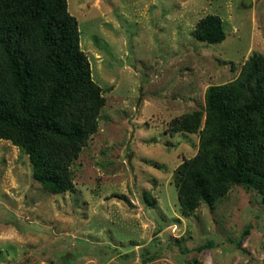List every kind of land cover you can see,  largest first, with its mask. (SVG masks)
<instances>
[{
    "label": "rangeland",
    "instance_id": "rangeland-1",
    "mask_svg": "<svg viewBox=\"0 0 264 264\" xmlns=\"http://www.w3.org/2000/svg\"><path fill=\"white\" fill-rule=\"evenodd\" d=\"M67 9L105 103L69 167L71 190L45 191L28 156L0 138V264H264L256 190L232 185L180 212L173 174L199 136L170 129L204 107L209 85L264 56V0H67ZM207 14L221 19V42L193 37Z\"/></svg>",
    "mask_w": 264,
    "mask_h": 264
},
{
    "label": "trees",
    "instance_id": "trees-1",
    "mask_svg": "<svg viewBox=\"0 0 264 264\" xmlns=\"http://www.w3.org/2000/svg\"><path fill=\"white\" fill-rule=\"evenodd\" d=\"M192 35L218 43L225 31L207 14ZM104 103L67 0H0V138L28 156L45 191L72 189L69 167ZM170 129L199 136L196 153L173 174L183 215L212 205L232 185L264 200V56L252 53L236 78L209 85L204 107L174 118Z\"/></svg>",
    "mask_w": 264,
    "mask_h": 264
}]
</instances>
